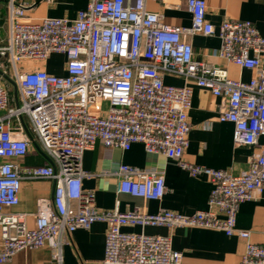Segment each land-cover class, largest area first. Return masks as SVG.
Masks as SVG:
<instances>
[{"label":"built area","instance_id":"2783aa9c","mask_svg":"<svg viewBox=\"0 0 264 264\" xmlns=\"http://www.w3.org/2000/svg\"><path fill=\"white\" fill-rule=\"evenodd\" d=\"M52 4L54 0H44ZM148 1L88 0L74 20H27L31 5L8 0L10 34L0 39V264L20 252L48 245L62 262V245L78 229L107 225L102 264H180L171 236L126 233L125 227H196L222 231L245 242L239 264H264V244L238 229L242 203L264 192V144L240 175L196 166L185 159L189 145V111L194 82L222 98L219 121L234 125L236 147L258 146L264 138V37L250 21L227 20L219 27V57L255 72L249 82L229 78L225 69L196 59L188 39L212 36L204 0H187L189 27L172 26ZM52 55L66 58V75L49 74ZM166 76L185 80L181 87ZM16 92L15 106L11 93ZM27 127L32 138L27 133ZM37 142L52 161L22 167L20 161ZM97 143L129 150L142 144L149 154L175 161L190 175L209 177V210L183 215L168 210L150 214L100 210L95 195L83 190V156ZM118 193L160 200L163 173L120 165ZM52 180L53 200L41 199L35 224L8 210L19 205L22 181Z\"/></svg>","mask_w":264,"mask_h":264},{"label":"crops","instance_id":"0c3cea01","mask_svg":"<svg viewBox=\"0 0 264 264\" xmlns=\"http://www.w3.org/2000/svg\"><path fill=\"white\" fill-rule=\"evenodd\" d=\"M31 5L26 18L39 23L45 18L74 20L78 13L86 9L88 0H54L52 4L44 0H17ZM207 5V20L215 27L212 36L194 35L188 41L194 47L196 59L225 69L230 79L249 82L255 72L242 69L230 61L219 57L221 40L219 27L224 21H250L264 37V0H204ZM187 0L148 1L147 9L160 13L164 22L177 27H189L192 15L186 7ZM10 34L8 0H0V39L7 41ZM63 56V55H56ZM65 57V56H64ZM50 59V58H49ZM43 65L49 74L66 75L64 65ZM264 66V61H263ZM165 83L181 87L185 80L166 76ZM192 88V106L189 111L191 130L185 159L196 166L215 170H226L240 175L250 167L252 159L259 154L264 138L258 146L236 147L233 141L234 125L219 121L224 100L215 97L209 90L189 82ZM37 142L30 153L21 160L22 167L46 166L51 164ZM120 165L157 171L164 174L166 190L156 201L118 193L119 177L115 174ZM83 171L89 176L83 179V190L95 195L96 206L100 210L130 212L141 209L150 214L168 210L183 215L209 210V197L213 184L206 175L193 177L175 161L161 154H149L142 144H133L129 150L105 147L97 143L94 149L83 156ZM55 183L52 180L22 181L19 205L8 211L20 215L33 227L38 212V202L53 200ZM236 226L250 232V240L264 244V192L256 194L251 201L240 205ZM126 233L144 232L151 236H171L173 249L182 253L180 264H239L245 253V242L237 236H228L222 231L186 227L168 229L166 227H125ZM107 225L97 222L88 230L78 229L69 241L62 245V262L53 258L51 248L46 245L35 250L18 253L7 264H102L105 255Z\"/></svg>","mask_w":264,"mask_h":264},{"label":"rangeland","instance_id":"374dc122","mask_svg":"<svg viewBox=\"0 0 264 264\" xmlns=\"http://www.w3.org/2000/svg\"><path fill=\"white\" fill-rule=\"evenodd\" d=\"M65 61H66V58L64 56L52 55L49 59V62L52 65H59V66L64 65ZM11 98H12V103H10V106H15V91H14V89L11 93Z\"/></svg>","mask_w":264,"mask_h":264},{"label":"water","instance_id":"95a60500","mask_svg":"<svg viewBox=\"0 0 264 264\" xmlns=\"http://www.w3.org/2000/svg\"><path fill=\"white\" fill-rule=\"evenodd\" d=\"M15 95H16V92H15ZM26 130H27V133L29 134V136L32 138L30 132L28 131L27 127L25 126ZM33 139V138H32ZM47 159H49L48 157H46ZM50 163L52 164V161L49 159Z\"/></svg>","mask_w":264,"mask_h":264}]
</instances>
